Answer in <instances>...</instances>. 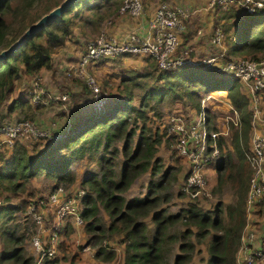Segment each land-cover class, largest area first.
I'll use <instances>...</instances> for the list:
<instances>
[{"label":"trees","instance_id":"trees-1","mask_svg":"<svg viewBox=\"0 0 264 264\" xmlns=\"http://www.w3.org/2000/svg\"><path fill=\"white\" fill-rule=\"evenodd\" d=\"M13 1L15 0H0V50L10 45L27 25L60 0H16L12 4ZM108 1L77 0L69 4L60 17L40 28L5 60L0 61V109L4 108L0 119H5V115L12 113L22 115L25 109L32 107L21 95L10 99L9 103L7 100L16 85H20L23 77L32 80L41 70L51 69L52 54L62 48L71 36L75 18L81 21L77 24L85 25L93 31L99 26L104 15L109 16L114 12L116 14L120 0L119 3L113 2L111 8L108 6L103 15L99 13L100 8L107 6L104 2ZM83 9L92 13L81 15ZM212 11L218 12L219 19L214 26L221 27L224 34V59L231 55L252 59L264 56L263 9L255 8L253 12L246 13L239 5H232L223 10L215 4ZM182 38L185 41L187 35ZM124 55L128 54L120 56ZM144 58L145 67L122 71L121 78L114 87H108L107 80L102 78V86L117 93V100L103 104L99 110L93 109L88 106L92 101L91 89L83 79L84 82L76 79L75 82L80 85L81 90H78L77 95H72L76 97L71 98L81 104L77 107L78 110L88 103L87 106L92 109L89 114L78 115L75 121L68 124L66 131L52 130L47 136L37 135L31 138L33 143L30 147L15 140L11 146L4 149L9 152L2 159L0 167V264H31L33 258L24 253L22 246L25 240L30 238L28 227L25 225L23 231L18 234L14 224L15 214L26 213L32 205L37 207L39 201L45 200L47 194L57 187L68 188L74 182L70 170L71 163L84 156L93 159L95 154L98 173L90 172L81 181V186L86 189L79 197L81 208L77 215L85 234L84 244L92 248L94 246L95 260L107 262L115 259L116 253L109 242L116 240L122 245V264H165L171 244L177 242L171 264H189L194 250L193 238L195 242H199L209 235L205 264H235V253L245 225V199L251 174L245 158L248 153L251 119L248 99L235 77L220 75L213 68L200 69L187 65L159 68L152 57ZM203 92L218 93L237 115L235 126L230 125V148L222 135H217L214 139L218 149L213 161L215 188L227 183L232 202L222 206L221 201H217L211 210H203L199 206L200 199L194 198L189 199L190 201L175 213H168L163 207L158 209L155 192L165 189L168 180L175 178V175L170 173L169 166L161 172L158 181H148L143 198L126 201L122 193L127 190L133 179L148 170L152 176L158 168L155 164V145L160 138L157 134L152 135L145 123L147 112L152 110L151 105L164 100L170 104L180 102L182 107L168 114L186 115L190 109L198 110L199 97ZM134 101L136 106L132 103ZM36 103L38 102L33 101V104ZM208 109L205 123L207 130L211 129V123H208ZM164 129L165 126L160 125L159 132L164 133ZM134 135L135 142L131 146ZM119 142L120 146L117 147ZM118 156L121 161L116 170L114 164ZM42 175L53 182L45 197L38 195L36 190H29L25 185L30 178ZM98 204L110 218L104 228L100 217L97 216ZM253 206L262 209L264 198ZM40 207L42 210L46 209L49 215L42 212L43 221L51 219V222L53 215L48 205L42 204ZM146 217H150V230L144 219ZM69 221V217L65 218L63 226L56 229L58 236H68L71 231L67 225ZM174 222L180 224L176 234L166 235V228ZM49 230L53 231L51 225ZM176 235L179 237L178 241L174 239ZM258 240L263 245L264 235L258 237ZM70 245L71 243H65L64 240L58 241L56 248L60 254L45 258L39 264H60L61 260L68 257L70 263H73ZM77 248H82V245Z\"/></svg>","mask_w":264,"mask_h":264},{"label":"built area","instance_id":"built-area-1","mask_svg":"<svg viewBox=\"0 0 264 264\" xmlns=\"http://www.w3.org/2000/svg\"><path fill=\"white\" fill-rule=\"evenodd\" d=\"M215 4L223 10L232 5H239L244 8L246 13L253 12L255 8L264 10V0H207L206 6L183 4L180 1L173 3L159 1L150 12H147L142 0H123L116 14L128 15L129 18L135 19L133 27L119 35L103 30L98 36L87 41L73 70L74 72H83L86 71L85 67L99 59L117 57L122 54L150 56L159 68L183 65L200 69L213 68L220 75L235 77L247 90L252 104L249 108L251 110L250 124H252L259 112L256 105L264 96V58L229 57L224 59L223 33L218 25H213L211 29L208 36L209 52L205 53L204 57L195 54L189 43L182 41V36L190 33L186 22L191 24L190 18L193 15L201 10H212ZM192 31L195 36L202 35L201 27ZM82 78L91 89L93 106L99 110L102 107L103 99L93 78L89 75L82 76ZM35 89L33 88L32 99L38 98ZM220 104L236 115L224 98L203 92L199 97V108L195 114L172 113L165 120L167 132L176 141V153L185 165L182 189L189 193L191 199L199 198L204 194L207 165H210L218 153L214 141L218 133L210 128L207 130L205 123L206 109L214 110L218 106L220 107ZM260 120L264 125V113ZM43 134L36 131L34 126L26 121L2 122L0 123V151L11 146L16 139L27 136L34 138ZM247 160L251 168L249 188L245 199L246 214L248 215L250 207L264 198V137L262 135L252 134ZM82 194V189L71 192L57 187L47 194L45 200L39 201L37 207L30 206L26 214L40 225L44 220L40 206L47 204L53 215L55 228L67 217H74L77 222H80L77 215L79 197ZM50 236L49 242L48 237L44 238L40 233L30 237L29 242L35 254L34 264H39L43 259L55 256L52 244L55 234L51 232ZM253 238V233H247L245 237L241 235L236 252V264H255L257 260L264 258V246L257 248L248 246ZM240 254H242L241 257H239Z\"/></svg>","mask_w":264,"mask_h":264},{"label":"rangeland","instance_id":"rangeland-1","mask_svg":"<svg viewBox=\"0 0 264 264\" xmlns=\"http://www.w3.org/2000/svg\"><path fill=\"white\" fill-rule=\"evenodd\" d=\"M116 1H118L119 3V0H109L108 2H104L105 5L107 6L103 7L102 9L100 8L99 13L103 15L105 12H107L106 8H108V6L112 7V3ZM159 1H163L166 3H173L178 0H142V3L145 5V9L147 10V12H150L153 9L154 5ZM190 1L194 4L202 3L199 0H190ZM15 2L16 0L13 1L12 4H14ZM217 11L211 10L208 14H205L206 16L205 22H208L210 27L218 19ZM91 13L92 12H89L86 9H83L80 12L81 15H89ZM128 20L133 21L132 23L135 22V19L129 18L128 15L115 14L114 12L109 16L104 15L99 26L93 31H91L85 25L77 24V23H81V21L78 18L77 19L75 18L74 20L75 24L72 27L73 32L71 36L65 41V44L62 48H60L59 50H57L52 54L53 59L51 64L53 68L56 65L55 66L56 70L55 71L48 70V73L47 71L41 70L39 72V76H37L35 79L32 80L23 77L20 85L19 86L16 85V88L13 90V92L10 94L7 100V102L9 103L10 99H13L21 95V97H24L27 103L31 104L32 107L25 109L22 115L21 114L18 115V113L5 115L6 118L0 119V123H2L5 120H8L9 123L26 121L31 123L36 129V131L44 133L43 135H49L50 131L52 130L66 131L68 124L75 121L78 115H83V114L87 115L90 113L92 109L89 108L88 106L92 107L93 109H96L92 103L93 97L90 104L88 105L87 103L88 106L85 105V107H83L80 110H78L77 107H79L81 104L79 103L77 104V100L71 98V97H76L72 95H77L76 93H78V90L79 91L81 90L80 85L76 84L75 80L79 79L83 81L82 76L85 75H89L93 78L94 83L101 95V98L103 99L102 106L103 104H107L109 102H112L113 100H117L118 99L117 93H115L114 91H109L107 88H104L102 86L101 83L102 78L107 80L108 87H114L118 82L119 78H121L120 74H122V71L127 72L128 70L131 69L138 70L140 68L145 67L146 66V60H144L145 56H141L140 54H131V55L128 54L124 56L119 55L117 57L114 56V57L103 58L102 60L99 61L97 60L94 63L89 64L88 67H85L86 71L83 72H74L73 69L74 67H76V64L79 60V57L87 41L98 36L103 30H106L107 28L111 29L112 24L114 23L118 24V26L116 27V31H120L119 25L124 24ZM186 23L190 27V24L188 22ZM230 28L232 27L230 26ZM112 31H115V29ZM193 34L194 32L191 30L190 33L187 34L188 37L186 40L188 41ZM223 43L224 46H226V43L224 41V34H223ZM197 52L198 54L200 53L199 51ZM231 57L240 58L245 56L231 55ZM259 58H264V56H259ZM239 86L241 87V85ZM33 88H36L35 90L36 93H38L39 99L38 98L32 99L31 95L34 94ZM27 93H29V95ZM33 101L34 103L35 102L38 103L33 104ZM132 103L134 106L137 105L135 101ZM179 107H182V103L175 102L170 104L169 102L164 100L161 103H157V104L153 103L151 105L152 110L147 112V120H145V123H147L146 126L150 129L152 135L156 136L155 134H157L160 138L159 142L155 145V157L157 159L155 164L156 166H158V168L157 171H155L156 173H154L152 176L149 174V170H148L144 173L139 174L137 177L133 179L132 183L128 186L127 190L122 193V196L126 201L130 199L143 198V196L146 193L148 181L150 179L153 182L158 181L161 177V172H163V170L165 169V167L167 168V166L170 167V173H172V176L174 174L175 178L173 177V179L168 180L169 181L168 186H166L165 189L157 190L155 192L156 194L155 196H157V208L161 209L163 207L166 209L168 213H175L180 208L184 207L188 201H190L189 199L191 198L189 196V193L182 189V181L185 175V165L183 164V162L176 153L175 150L176 141L171 137V134L167 132V125L165 123V120L169 115L168 113H171L172 111H176L177 108ZM196 112L197 110L190 109L189 113L188 112L187 113L189 115L190 114L192 115L193 113L195 114ZM0 113L4 114V108L0 109ZM207 114L210 117L208 123H211L210 124L211 129L216 133H218V135H222L224 137V141L227 143V147L230 148V146L228 145L230 125H232L233 127L235 126L236 123L233 122L237 121V116L234 115L231 112V110L225 108L221 104L220 107L218 106L214 110L208 109ZM160 125L165 126L164 133L159 132ZM261 135L264 136V134ZM251 137H252V132L249 131V138L247 144L248 152L250 148ZM135 138L136 136L134 135L131 141V146L135 142ZM15 142L25 143L28 145V147H30V145L33 143V141H31V137L28 136L16 139ZM13 143L14 142H12V144ZM116 145L117 147H119L120 142L117 143ZM4 149L5 148H3L2 150ZM8 152L9 150H4L3 152L0 153V167L2 165V159L4 158V156H7ZM95 157L96 154L93 159L84 156L79 160H74L71 163L70 170L73 176H75L73 182L75 183V187H78L79 189L85 191L86 187L81 186V181L90 172L95 174L98 173V167L95 162ZM245 158L248 163V166H250L246 156ZM120 161H121L120 156H118V158H115L114 165L116 170H118L119 168ZM213 161L210 163V165L208 164L206 168V170L209 169V172L208 175L206 174L205 177L206 180L205 192L204 194L200 195V197L198 198L200 199L199 206L203 210H211L213 205L217 201L219 202L221 201V205L224 206L225 204L232 202L233 200L227 183H222V185H220L219 188H215L216 174L214 170ZM250 169L251 168H249V170ZM25 185L26 188H28L29 190H36L38 191L37 193L38 195L45 197L49 187L53 185V182L48 180L42 175V176L30 178L28 182H25ZM97 211H98L97 216L100 217L102 222V227L104 228L109 223L110 218L107 216V213L101 208L99 204ZM46 214L47 216H49L47 212ZM14 224L17 226L18 234H20L21 231H23V227L25 225L28 227V232L30 237L38 233L37 226L39 224H36L34 222L35 225L34 226L32 217L30 215H27L26 213L22 214L17 212L15 214ZM42 224L43 222L39 226H41ZM246 224H248V227L244 232L245 235L247 233H253L254 235L256 233L258 235H264V207L262 209H260L258 206L257 207L253 206V208L250 207L249 215H247L245 212V225ZM179 225L180 224L178 222H174L171 226L167 227L166 235H175L179 228ZM46 227L47 229H49V225H46ZM253 228L255 231L252 230ZM150 229H152V225L150 228H148V230ZM82 231L83 229L81 224V227L78 228V232H82ZM148 236H150V234ZM208 237L209 235L205 236V238H202V240H200L199 242H195V239L193 238L194 250L191 255V260L189 264H205L207 258L206 244ZM29 239H26L25 242L23 241L24 243L22 246L24 249V253L28 256H31L28 249V246L30 245ZM174 239L178 241L179 240L178 235L174 236ZM1 243L2 242L0 241V244ZM176 245L177 242L171 244V250L170 253L168 254L165 264H171V259L173 257V254H175L176 252V248H175ZM263 263H264V258L261 261H258V264H263ZM31 264H34L33 259L31 260ZM235 264H236V253H235Z\"/></svg>","mask_w":264,"mask_h":264},{"label":"crops","instance_id":"crops-1","mask_svg":"<svg viewBox=\"0 0 264 264\" xmlns=\"http://www.w3.org/2000/svg\"><path fill=\"white\" fill-rule=\"evenodd\" d=\"M178 1H180V3H183V4L187 3L189 5H194V6H206V4H207V0H199L202 3H198V4H194L190 0H178ZM210 11H211L210 9L201 10L200 12L193 15L192 18H190V20H191L190 22H192V25L190 24L189 31H191L193 29L196 30V28L201 27L202 28V35L195 36V34H194L191 36V38L188 41L187 40L183 41V43L188 42L190 47L192 48L193 52L199 56L204 55L205 53L208 52V47H209L208 46V36H209L211 29H212L214 24L210 27L209 23L205 22V17H206L205 14H208ZM132 22L133 21L128 20L124 24L119 25L120 31H116V27L118 26V24H116V23L112 24L111 29L107 28L106 30H108L109 32H111L114 35H116V34L119 35V34L123 33L127 28L129 29L130 27H133L134 23H132ZM114 29H115V31H112ZM182 40H183V38H182ZM197 51H199L200 53L198 54ZM63 58H64V56H63ZM55 66L53 68V66L51 64V69L49 71H51V70L55 71L56 70ZM43 71H47V73H48V70H43ZM241 91L246 95V97L248 99V107L251 108L252 104L249 100L248 92L243 87L242 84H241ZM214 94L217 95L218 93H214ZM256 106H257V109L259 110V112L256 115L254 123L250 124V132H252V134L255 133V134L261 135V134H264V125H263L262 121L260 120V118L263 116V113H264V98L263 99L261 98L258 101ZM208 172H209V169L206 170L207 175H208ZM77 189H79V188L75 187V183H72V185H70L65 190L75 192ZM79 210H80V203L78 206V211ZM42 212L46 214L47 211L45 209H43ZM69 218H70V221L67 222V225L71 231L69 232V234L66 238L64 236H61V237L58 236L57 232H56V229L61 228L63 226L64 221L62 223H60V225L57 226L56 228L53 226V219L51 222H49L48 220L43 221V224L41 226H39V225L37 226L38 233H40V235L44 238L48 237V239H47L48 242H49V239L51 238L50 233L53 232L55 234V238L52 242L53 247L55 249V254L56 253L60 254V252H57V248H56V244L58 241L64 240L65 243H68V242L71 243V245H70V249H71L70 256L72 255L74 258L73 263H70V257H68L67 259L61 260L60 264H122V260H121L122 255H123L122 245L117 243L116 240H114V239H113L114 241H110L109 244L112 246L114 252L116 253L115 259L107 261V262H100V261L95 260L93 258L94 249L92 247L84 244L85 243L84 232L83 231L78 232V228L81 227L80 223L77 222L74 217H69ZM146 218L147 219H145V221L147 222V227L150 228L152 225L148 221L150 217H146ZM46 225H49V226L51 225L52 227H54L53 231L50 232V230L47 229ZM247 227H248V224H246L244 227L242 237H245L244 232L247 229ZM252 230H254V228ZM260 236H262V235H258L256 233L254 235V238L251 241L250 245H248V246L252 247V248L263 247L264 244L263 245L260 244V241L258 240V237H260ZM79 245H82V248H77V246H79ZM28 249H29V253L31 254L32 258H34L35 254H34L33 249L31 248V245L28 246ZM0 250H1V244H0ZM248 251H249V249H248ZM241 256H242V254H240L239 257H241ZM262 259L257 260L256 262L261 261Z\"/></svg>","mask_w":264,"mask_h":264},{"label":"water","instance_id":"water-1","mask_svg":"<svg viewBox=\"0 0 264 264\" xmlns=\"http://www.w3.org/2000/svg\"><path fill=\"white\" fill-rule=\"evenodd\" d=\"M76 1L77 0H60L56 5H53L42 13L37 19L32 21L10 45L0 50V61L5 60V58L14 52L22 42L31 38L40 28L60 17L67 6Z\"/></svg>","mask_w":264,"mask_h":264}]
</instances>
